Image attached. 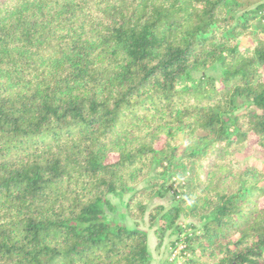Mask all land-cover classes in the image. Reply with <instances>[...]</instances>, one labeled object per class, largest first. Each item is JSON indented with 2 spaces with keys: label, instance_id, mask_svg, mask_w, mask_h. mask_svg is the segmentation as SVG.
<instances>
[{
  "label": "trees",
  "instance_id": "obj_1",
  "mask_svg": "<svg viewBox=\"0 0 264 264\" xmlns=\"http://www.w3.org/2000/svg\"><path fill=\"white\" fill-rule=\"evenodd\" d=\"M253 141L263 0H0V264H264Z\"/></svg>",
  "mask_w": 264,
  "mask_h": 264
},
{
  "label": "rangeland",
  "instance_id": "obj_2",
  "mask_svg": "<svg viewBox=\"0 0 264 264\" xmlns=\"http://www.w3.org/2000/svg\"><path fill=\"white\" fill-rule=\"evenodd\" d=\"M264 2V0H263ZM254 141L244 148L238 150L235 160L238 167H254L264 174V155L258 154L255 150ZM175 183H178L175 182ZM129 195L124 196H110V200L115 205L116 210L114 212H109L108 216L110 218L117 219L124 222L128 226H133V220L126 217L122 218V213L125 212L124 204L128 199ZM264 202V199H263ZM172 203V196L168 194L164 198H153L149 206L162 204L165 207ZM185 222H190V220H185ZM139 228L146 232L148 237V248L150 251V263L149 264H170L174 259H178V249L176 250L172 246V241H174L175 236L167 234L163 241L159 243L154 234V229L151 228L146 220H141L138 222Z\"/></svg>",
  "mask_w": 264,
  "mask_h": 264
}]
</instances>
